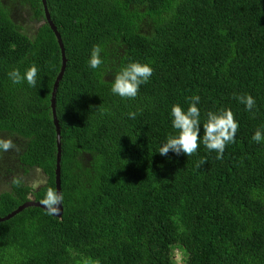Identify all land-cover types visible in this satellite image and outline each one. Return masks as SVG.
<instances>
[{
    "label": "trees",
    "instance_id": "1",
    "mask_svg": "<svg viewBox=\"0 0 264 264\" xmlns=\"http://www.w3.org/2000/svg\"><path fill=\"white\" fill-rule=\"evenodd\" d=\"M37 25L23 33L0 7V133L13 169L0 218L55 189L56 129L51 93L60 49L41 0H13ZM66 58L55 93L60 137L61 217L28 207L0 222V264H264V0H46ZM40 23V24H39ZM94 45L100 69L87 66ZM153 68L134 100L110 91L129 62ZM39 68L35 88L7 73ZM199 95L208 111L230 108L235 143L215 159L160 145L175 130L170 110ZM251 94L256 114L235 96ZM136 113L130 118L129 113ZM203 130L201 129V135ZM40 171L43 185L27 183ZM18 181V183H17Z\"/></svg>",
    "mask_w": 264,
    "mask_h": 264
},
{
    "label": "clouds",
    "instance_id": "2",
    "mask_svg": "<svg viewBox=\"0 0 264 264\" xmlns=\"http://www.w3.org/2000/svg\"><path fill=\"white\" fill-rule=\"evenodd\" d=\"M100 45H94L90 51L87 66L91 70L100 69L105 61L102 58ZM39 68L32 64L24 72L13 68L7 76L13 85L27 84L35 88L39 81ZM153 74V68L147 63L138 61L129 62L119 69L111 82L110 91L122 100L136 99L142 85L148 83ZM245 111L256 114V99L251 94L235 96ZM190 103L185 110L179 104H174L170 110L171 127L175 130L174 135H169L163 142L157 153L166 156L169 152L176 155L191 156L200 146L209 152H215V159L222 160L227 145L235 143L236 134L239 130V122L230 108L220 111H208L206 120L202 123L201 112L198 108L200 96L192 95L188 98ZM130 118H135L136 113H129ZM201 129L203 134L201 135ZM256 144L264 143V128H258L251 137ZM16 146L12 139H0V153L8 152ZM18 183V181H17ZM64 196L62 193L49 187L45 191L42 200L49 214H57L59 205H62ZM41 203V202H40Z\"/></svg>",
    "mask_w": 264,
    "mask_h": 264
},
{
    "label": "rangeland",
    "instance_id": "3",
    "mask_svg": "<svg viewBox=\"0 0 264 264\" xmlns=\"http://www.w3.org/2000/svg\"><path fill=\"white\" fill-rule=\"evenodd\" d=\"M0 7L8 11L11 21L21 27L23 33L28 34V36L34 35L37 25L31 20L28 10L25 7H21L19 4L17 5L13 0H0ZM8 135L6 133H0V139H9ZM13 162L12 149L8 152L0 153V194L10 188L8 184L9 174L7 171L13 169ZM9 172H18V175H21V171L11 170ZM29 174L27 183L34 184L35 188L44 184L45 177L40 171L33 170ZM172 254L176 264L183 263L184 254L178 247L173 248Z\"/></svg>",
    "mask_w": 264,
    "mask_h": 264
},
{
    "label": "water",
    "instance_id": "4",
    "mask_svg": "<svg viewBox=\"0 0 264 264\" xmlns=\"http://www.w3.org/2000/svg\"><path fill=\"white\" fill-rule=\"evenodd\" d=\"M41 4H42L44 17H45V22L48 24L50 30L55 35V38L57 40V44H58L59 49H60V55H61V67H60L58 75L55 78L54 84L52 86V93H51V99H50L52 115H53V123H54L55 129H56V145H57L56 164H55L56 165L55 166V190L60 192V165H59V163H60L61 149H60L59 127H58V123H57L56 115H55V93H56L58 83H59V81L63 75L64 69H65L66 58H65L64 47H63V44L61 41L60 34L57 32L55 25L53 24V22L50 19V15H49V12H48L47 6H46V0H41ZM28 207H37V208L43 209L44 211H47L46 207L43 205V203L29 200L28 202L18 206L12 213L7 215L6 217L0 218V222L12 218L14 215L20 213L23 209L28 208ZM58 207L60 209L59 212L57 214H51V215L54 217L60 218L61 214H62V206L59 205Z\"/></svg>",
    "mask_w": 264,
    "mask_h": 264
},
{
    "label": "flooded vegetation",
    "instance_id": "5",
    "mask_svg": "<svg viewBox=\"0 0 264 264\" xmlns=\"http://www.w3.org/2000/svg\"><path fill=\"white\" fill-rule=\"evenodd\" d=\"M30 173V172H29Z\"/></svg>",
    "mask_w": 264,
    "mask_h": 264
}]
</instances>
